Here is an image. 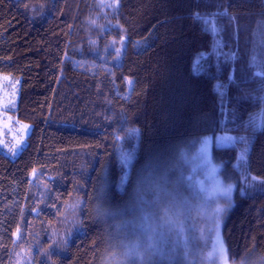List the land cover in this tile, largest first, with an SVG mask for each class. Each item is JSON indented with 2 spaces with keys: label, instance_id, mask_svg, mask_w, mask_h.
I'll list each match as a JSON object with an SVG mask.
<instances>
[{
  "label": "trees",
  "instance_id": "1",
  "mask_svg": "<svg viewBox=\"0 0 264 264\" xmlns=\"http://www.w3.org/2000/svg\"><path fill=\"white\" fill-rule=\"evenodd\" d=\"M258 72L264 0H0V75L19 84L14 117L30 126L16 155L0 149V264H130L144 184L170 177L189 198L181 156L224 134L236 139L213 143L211 161L232 186L227 262L264 264Z\"/></svg>",
  "mask_w": 264,
  "mask_h": 264
},
{
  "label": "rangeland",
  "instance_id": "2",
  "mask_svg": "<svg viewBox=\"0 0 264 264\" xmlns=\"http://www.w3.org/2000/svg\"><path fill=\"white\" fill-rule=\"evenodd\" d=\"M115 2L116 0H99L100 6L110 9L115 7ZM123 46V42L117 46L118 53L123 52ZM118 57L117 54L113 61ZM18 87L15 80L0 75V149L12 155L20 151L30 130L28 124L14 117ZM220 137L229 136L201 137L194 142L190 154L181 156L182 163L189 169V198H183L175 192L170 177L165 179L167 182L164 187L158 182L155 185L153 181L144 184L140 195V202L146 204L140 210L143 215L140 221L142 225L137 226L135 236L126 240V263L132 256H137L130 264H229L221 237V221L230 204L232 186L230 197L225 196L223 189L230 184L221 180L218 166L211 161L212 145H221L216 139ZM204 138L209 140L207 155L201 153ZM146 197L150 199L148 202ZM218 209L222 211L218 212ZM147 213L151 214L146 220ZM177 213L180 215L177 216ZM175 219L182 222L183 229L180 233L174 228L170 232L169 228L172 226L165 223ZM161 225L164 227L161 228ZM149 243L153 244L152 248H148Z\"/></svg>",
  "mask_w": 264,
  "mask_h": 264
},
{
  "label": "snow or ice",
  "instance_id": "3",
  "mask_svg": "<svg viewBox=\"0 0 264 264\" xmlns=\"http://www.w3.org/2000/svg\"><path fill=\"white\" fill-rule=\"evenodd\" d=\"M196 18L197 19H201L202 20V23L204 24V27L207 31H210V32H215L216 31V27H215V21L214 19L213 20H209L207 18H201L200 15L197 13L195 14ZM253 59H255V57H253ZM201 70V66H200V63L199 61L196 62V64L194 65V73H199ZM256 75H259V76H264V72H258L256 73ZM219 87H222V86H218ZM218 143H220L221 145H224V146H227V145H230L232 144L236 138H233V137H220V138H216ZM240 140H244L243 137H240L239 138ZM208 143H209V140L208 138H204L203 142H202V147H201V153L207 155V151H208ZM240 159H243V153L240 157ZM132 160H133V155L131 153H126V154H122V164L124 165V167H130L131 166V163H132ZM213 171H215L213 169ZM127 172L124 174V176L121 177V184H123L127 178ZM223 192L225 194V196L227 197H230V193H231V185H229L227 188L223 189ZM218 212L222 211L220 209L217 210ZM180 213H177V216H179ZM165 223L167 224H170L172 227L169 228V231L171 232L173 230V228L176 230L177 233H180L183 229V225H182V222L179 220V219H175V220H169V221H166ZM161 228L164 227V225H161L160 226ZM216 227L218 228L219 227V222L217 221V224H216ZM155 231V230H153ZM149 239L151 240V237H149ZM153 247V244L152 243H149L148 244V248H152ZM221 250H223V245L221 243Z\"/></svg>",
  "mask_w": 264,
  "mask_h": 264
}]
</instances>
